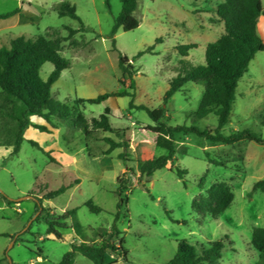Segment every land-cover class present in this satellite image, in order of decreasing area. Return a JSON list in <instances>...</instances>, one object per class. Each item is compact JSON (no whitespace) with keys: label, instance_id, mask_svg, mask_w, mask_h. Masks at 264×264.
Listing matches in <instances>:
<instances>
[{"label":"rangeland","instance_id":"obj_1","mask_svg":"<svg viewBox=\"0 0 264 264\" xmlns=\"http://www.w3.org/2000/svg\"><path fill=\"white\" fill-rule=\"evenodd\" d=\"M222 1L138 0L140 27L131 32L119 29L113 37L115 19L122 10L120 0H109L110 8L105 0H69L84 29L62 45L61 54L70 66L53 85L52 98L74 107L89 121L111 108L116 132L97 131L86 138L65 125L54 141L55 135L29 127L26 141L14 155L19 118L25 122L20 107L24 106L17 99L10 108V99L0 91V264H59L73 243L82 241L71 227V219L57 218L70 210L77 211L90 246L99 245L101 236L108 239L116 223L121 234L115 244L119 247L120 239L124 240L129 262L109 250L107 264H166L174 258L182 240L198 252L211 242L223 240L220 264H264V251L257 250L252 242L254 230L264 228V190L254 191L255 184L264 180V145L246 141L234 146L214 145L205 137L180 133L176 135L173 162L151 179L142 178L140 173L141 162L167 154L156 145L157 136L147 131V126H196L215 134L216 116L203 120L196 117L202 85L187 83L166 105L164 96L182 66L178 46L197 44L186 60L193 66L205 64L207 45L225 30L217 24L215 14ZM55 2L58 0H31L33 5L27 6L19 0H0V13L21 9L36 18L21 23L20 16L0 20V49L20 36L66 38L67 28L80 30V21L58 15ZM258 33L264 40V22L258 26ZM120 54L127 56L137 71L132 81L122 78ZM53 70L54 66L46 63L42 78L46 80ZM124 92L129 95L114 97L107 106L76 103L78 99ZM141 106L152 111L157 122ZM30 120L38 124L37 118ZM243 131L264 138V52L256 55L240 80L230 122L220 132L230 136ZM107 137L117 143L129 141V148L106 155L110 147ZM31 140L43 150L31 145ZM45 152H51L57 162ZM121 154L128 157L122 159ZM177 167L187 170L184 180L178 177ZM204 176L205 186L200 189ZM118 179L127 188L123 198L128 201L120 211ZM219 182L231 187L235 196L232 205L218 219L197 214L193 201ZM63 186L69 187L65 193L44 199ZM36 198L43 199L44 211L40 214H36ZM89 201L103 212L92 213L85 205ZM49 214L56 222L67 223L66 229H59L62 239L48 234L45 218ZM39 249L44 251L41 257L37 256ZM74 264H101V258L78 251Z\"/></svg>","mask_w":264,"mask_h":264},{"label":"trees","instance_id":"obj_2","mask_svg":"<svg viewBox=\"0 0 264 264\" xmlns=\"http://www.w3.org/2000/svg\"><path fill=\"white\" fill-rule=\"evenodd\" d=\"M110 8L109 0H105ZM122 3L121 13L115 19V25L112 30V36L115 37L119 29L125 32H131L138 29L141 21L137 18L138 0H120ZM25 5V3H23ZM56 11L60 17H69L80 21L82 28L74 30L67 28L68 37L57 36L54 39L43 35L34 38L20 36L13 39L8 47L0 49V91L18 99L24 106V123L19 126V133L16 140L14 155L20 152L22 144L26 141L25 132L29 127H33L42 133L52 134L48 127L34 124L31 117L37 116L44 119L53 129H58L59 124L70 125L74 129L82 132L86 137L94 132L103 131L105 133L116 132L111 124L112 109L107 107L99 118L87 120L81 113H76L74 107L66 103L55 101L52 98V87L60 79L62 72L69 68V62L62 56V45L69 41L78 32L84 29L83 22L77 15V9L69 0H60L56 6ZM216 15L225 24V32L214 43H209L206 47V61L204 65L193 66L186 60L191 50L198 48L197 44L178 46L181 60V69L178 74L170 81L169 89L164 96L166 105L172 97L179 91H182L187 83L200 84L204 87L203 95L196 111V117L200 120L214 115L218 119V127L215 134L202 131L196 126L169 127L166 124L156 126H147L146 130L156 134V145L167 151L166 155L146 160L140 164V173L142 178L151 179L156 172L167 168L173 162L176 154V135L195 134L199 137L207 138L212 144L236 145L240 142H255L264 145V138L250 131H243L224 136L221 130L230 122L233 105L236 100V91L240 80L248 72L250 63L258 53L264 52V40L258 33V23L261 16L264 15L263 0H226L219 5ZM14 16H20L21 22L35 21L36 18L24 14L21 9L9 13H0V20H7ZM115 39L113 44L115 46ZM141 55V54H140ZM46 63H51L54 70L45 80L41 76L42 67ZM119 69L123 79L133 80L136 70L127 56L120 54ZM133 88V82H131ZM129 94L124 93H105L92 99H78L77 104L99 105L112 97H125ZM140 109L147 110L156 120L155 115L149 109L141 106ZM57 120L59 124H56ZM157 122V120H156ZM126 132V131H124ZM106 143L110 146L105 153L109 155L114 150L129 148V141L122 139L121 143L115 142L112 138H106ZM29 143L43 150L39 143L29 141ZM52 162H57L51 156V152H45ZM122 159L128 155L121 154ZM218 164V162H215ZM171 165V170H174ZM177 175L184 180L187 170L176 168ZM206 182V176L202 177L199 188L203 189ZM119 187L117 195L119 202L118 211L128 201L123 198L126 191L125 184L118 179ZM69 187L63 186L56 191L46 194L45 200H52L65 193ZM264 190V180L255 184L254 191ZM235 196L231 187L224 182L215 183L207 190L205 196L199 200L193 201V210L199 215H208L218 219L234 202ZM10 200V199H8ZM12 201V200H10ZM36 214L44 211L43 199L36 198ZM92 213L100 214L103 209L89 201L85 204ZM50 214L45 218L48 225V234L55 235L62 239L59 229L68 227L66 222L59 223L53 220ZM58 219H71V227L82 239L80 243H73L72 250L68 251L59 264H74L77 252L85 254H95L101 258V264L106 263V254L110 250L125 262L128 261V251L124 247V240L120 239L119 247L115 244V239L121 234L116 223L111 229V235L108 239L101 236V243L96 246H90L87 241V235L84 228L77 219V211L70 210ZM119 220V212L115 216V221ZM17 242H21L16 238ZM253 245L259 251H264V228H256L253 232ZM224 241L219 240L208 244L198 252L197 248L186 240L180 241L178 250L173 259L166 264H220ZM44 251L39 249L37 256L41 257Z\"/></svg>","mask_w":264,"mask_h":264},{"label":"crops","instance_id":"obj_3","mask_svg":"<svg viewBox=\"0 0 264 264\" xmlns=\"http://www.w3.org/2000/svg\"><path fill=\"white\" fill-rule=\"evenodd\" d=\"M21 1V3L23 4V3H25V5H27V6H32L33 4L31 3V0H19V2ZM226 0H223L222 2L224 3ZM59 2H60V0H58V2H55L54 4H53V7L56 9V6L59 4ZM222 4V3H221ZM220 4V5H221ZM219 6V5H218ZM217 6V7H218ZM216 7V8H217ZM216 8H215V10H216ZM215 14H216V12H215ZM217 16V15H216ZM217 19H218V22H217V24L218 25H220L221 27H225V24H224V22H222L219 18H218V16H217ZM263 22H264V15L263 16H261L260 17V19H259V23H258V26H259V28H260V26L263 24ZM19 23H21V20H19ZM222 30V32H223V28L221 29ZM224 32H225V30H224ZM223 32V33H224ZM222 33V34H223ZM221 37V36H220ZM219 37V38H220ZM218 40V39H217ZM216 40V41H217ZM215 41V42H216ZM3 95H5V98L6 99H10L9 101H8V106L11 108L12 107V105L14 104V103H16V102H14V101H16L17 99L16 98H14V97H12V96H6L7 94H3ZM114 99V97H112V98H110V99H108L107 101H105V102H103V104H105L106 106L107 105H109V103L110 102H112V100ZM18 101V100H17ZM21 107V112H22V114L25 112V108L24 107H22V106H20ZM114 114H115V112H113ZM35 118H37L38 120H37V122L36 123H38V125H43V126H46V127H49L48 129L52 132V134H50L51 136H54L55 135V137H53L52 139L54 140V141H57V138L58 137H60L61 135H60V133H63L64 132V128H65V125H63V124H59V127H58V129H53L52 127H50L48 124H46V122L42 119V118H40V117H35V116H33L32 117V120L34 121V119ZM22 119L21 118H19V121H18V124L20 125V121H21ZM23 121V120H22ZM29 129H27L26 130V132H25V136L27 135V131H28ZM95 133V132H94ZM93 133V134H94ZM110 133V132H109ZM93 134H91L90 136H88V137H86V138H89V137H91ZM108 138V137H107Z\"/></svg>","mask_w":264,"mask_h":264}]
</instances>
